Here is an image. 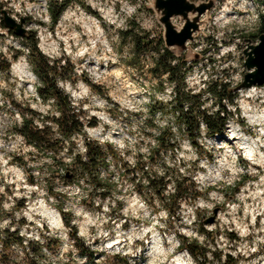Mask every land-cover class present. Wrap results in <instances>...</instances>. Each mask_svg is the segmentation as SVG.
I'll list each match as a JSON object with an SVG mask.
<instances>
[{
	"label": "rangeland",
	"instance_id": "374dc122",
	"mask_svg": "<svg viewBox=\"0 0 264 264\" xmlns=\"http://www.w3.org/2000/svg\"><path fill=\"white\" fill-rule=\"evenodd\" d=\"M188 1L198 5L209 0ZM212 1L199 16L198 30L187 40L186 49L173 50L190 65L187 89L197 93L203 81L217 80L236 94V105L226 104L231 117L225 133L197 139L194 147L174 127L170 108H159L170 97L166 75L155 78L149 71L150 55L135 57L130 38L119 33L132 29L162 38L164 28L153 0H80L67 5L53 25L49 0H0V231L16 230L22 238V245L0 244V256L20 261L27 252L37 264H193L178 247L182 235L196 239L207 254L206 264H228L226 255L236 259L235 264H264V122L250 116L264 109V84L237 86L246 72L243 50L264 33L260 32L264 0ZM224 7L228 15L218 21ZM4 10L17 22L24 18L26 34H35L36 46L47 59L69 61L68 78H58L57 86L85 124L81 134H74L73 144L64 146L83 153L87 138L112 147L114 157L104 173L112 185L108 198L88 195L91 189L86 183L62 181L59 173L71 167L70 155L60 145L53 151L37 149L14 131L23 116L37 126L40 117L58 112L51 101L36 94L30 46L4 26ZM171 22L177 29L184 23L179 16ZM17 64L24 65L29 75L19 76ZM207 96L205 106L211 108ZM165 126L172 127L175 150L156 157V163L146 162L156 132ZM51 131L48 137L56 138L55 129ZM238 138L257 139L254 158L247 156V146ZM138 157L154 171L164 161L194 181L201 195L180 201L174 208L177 220L158 209L151 192L146 195L156 213L135 191L130 178ZM166 191L171 192V186ZM213 215V221L206 223Z\"/></svg>",
	"mask_w": 264,
	"mask_h": 264
},
{
	"label": "trees",
	"instance_id": "16d2710c",
	"mask_svg": "<svg viewBox=\"0 0 264 264\" xmlns=\"http://www.w3.org/2000/svg\"><path fill=\"white\" fill-rule=\"evenodd\" d=\"M73 2L79 3L80 0H49L47 12L51 25L56 23L64 8ZM261 18L264 19V15ZM262 31H264V21L260 28V32ZM119 33L124 38H130L131 43H133L132 54L135 57L140 54L150 55L153 62L149 71L155 78L158 79L163 74L166 75L165 81L171 88L170 97L165 104L161 103L159 108H170L169 114L174 120V127L188 140L189 144L196 147L198 145L197 139L214 138L225 133L227 121L231 117V112L226 104L236 105L234 101L236 94L232 93L229 86L221 84L217 80H207L203 81V89L194 93L191 89H187L185 85L190 65L184 58L175 55L173 48L166 47L161 36L150 37L148 32H134L132 29ZM23 40L30 46L29 61L32 65V71L37 77L34 86L35 92L40 99L51 101L58 114L40 117L39 122L41 123L37 124V126L33 125L32 118L27 119L23 116L20 123L14 125V131L21 138H24L26 143L37 149L53 151L60 145L59 147L65 149L70 155L69 166L71 167L64 170L61 168L62 170L59 174L62 181L66 184L86 183L91 189L88 195L97 193L101 198H108L112 185L104 173L108 174L109 159L114 157L112 147H108L107 143L104 144L87 138L82 143L83 149L81 150L83 153L78 150L72 151L70 146L68 148L64 146L65 143L73 144L71 140L74 134H81L85 124V121H82L75 112L76 108L71 104L69 96L57 86L58 78H68L66 73L70 69L68 68L69 61L67 59H64V61L47 59L36 46V37L33 33L23 36ZM152 53L154 56H151ZM135 62L131 61V63ZM6 68H8V65H5L4 69L6 70ZM159 89L163 90L164 88L161 86ZM207 95L211 97V108L205 106V100L208 99ZM154 103L157 104L156 101ZM235 109L237 108L235 107ZM155 111L156 108H153L152 112ZM53 128L57 137L50 139L48 135L53 133L51 131ZM171 131L172 127L170 126L159 128L156 132L154 146L148 148L147 156H145L146 162L156 163V157L175 150L176 143H173V133ZM141 160V157L136 159L130 178L134 183L135 191L144 198V202H147L152 212L156 213L158 212L157 209L152 206L150 199L146 195L151 192L158 201V209H163L167 217H176L177 220L180 216L177 209L174 208L179 207L180 201L191 197L195 199L201 195L197 191L194 181L188 176H182L177 169L173 171L169 164L164 161L160 162L159 171H154ZM52 161L53 164L57 165L55 154L52 156ZM124 168L122 172L128 175L129 173ZM29 182H34L33 178H30ZM240 183L236 184L233 191L237 190ZM167 186H171V192L166 191ZM48 192L52 197H55L56 193L51 189H48ZM62 217L68 226L65 214H62ZM71 230L70 235L75 237V228L71 227ZM198 231L205 234L209 233L208 230L206 231L202 228H199ZM229 238L237 239L234 236ZM179 239L178 247L189 254L193 264H206L207 254L198 245L196 239H188L182 235H179ZM11 243L22 245V238L18 235V232L16 230L9 231V229L0 231V244L4 247H9ZM3 255L0 256V264H37L27 252L24 253L20 261L9 262L8 259L3 258ZM226 256L228 264L236 263V259L231 257V255ZM121 262L127 263V260L121 258Z\"/></svg>",
	"mask_w": 264,
	"mask_h": 264
},
{
	"label": "water",
	"instance_id": "95a60500",
	"mask_svg": "<svg viewBox=\"0 0 264 264\" xmlns=\"http://www.w3.org/2000/svg\"><path fill=\"white\" fill-rule=\"evenodd\" d=\"M213 5V1L194 4L188 0H153V9L159 14L158 21L164 28L162 39L166 47L178 50L186 49L187 40L192 39V34L198 30L199 16L207 12ZM189 13H196L192 18ZM3 24L7 29H12L16 36H25L23 28L24 18L20 17L17 22L7 12L1 11ZM179 16L183 20L182 28L177 29L171 22V18ZM257 43H250L243 50L244 67L246 72L242 81L237 85L238 88H249L253 85L264 84V33L258 36ZM216 210H214V215ZM214 215L210 216L207 222H212Z\"/></svg>",
	"mask_w": 264,
	"mask_h": 264
},
{
	"label": "bare ground",
	"instance_id": "6f19581e",
	"mask_svg": "<svg viewBox=\"0 0 264 264\" xmlns=\"http://www.w3.org/2000/svg\"><path fill=\"white\" fill-rule=\"evenodd\" d=\"M227 8L224 7L222 9V11L220 12V15L218 16V21L219 20H222L224 18H226V16L228 15V12L226 10ZM196 14L195 13H189L188 14V17L189 18H192L194 17ZM15 71L17 72V74L19 76H28L29 75V72L25 69L24 65H15ZM250 116L252 117V119H254L255 121H258V123H263L264 122V109L257 112V111H254L252 113H250ZM264 131V129H263ZM240 141H242V143L247 146L246 149H247V156L250 157V158H254V155H256V150L254 149V146L257 142V139L255 140H250L248 141L246 138H238ZM260 156V155H259ZM261 157V156H260ZM263 160V159H262ZM178 260V259H177Z\"/></svg>",
	"mask_w": 264,
	"mask_h": 264
}]
</instances>
